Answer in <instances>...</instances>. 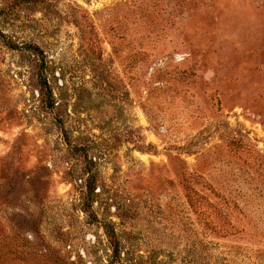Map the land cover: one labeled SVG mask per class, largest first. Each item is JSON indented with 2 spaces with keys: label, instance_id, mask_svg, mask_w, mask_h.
<instances>
[{
  "label": "rangeland",
  "instance_id": "1",
  "mask_svg": "<svg viewBox=\"0 0 264 264\" xmlns=\"http://www.w3.org/2000/svg\"><path fill=\"white\" fill-rule=\"evenodd\" d=\"M0 264H264V0H0Z\"/></svg>",
  "mask_w": 264,
  "mask_h": 264
}]
</instances>
